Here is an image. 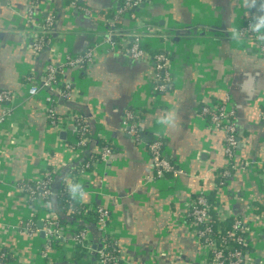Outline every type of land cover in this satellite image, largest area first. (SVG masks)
I'll use <instances>...</instances> for the list:
<instances>
[{
	"label": "crops",
	"instance_id": "obj_1",
	"mask_svg": "<svg viewBox=\"0 0 264 264\" xmlns=\"http://www.w3.org/2000/svg\"><path fill=\"white\" fill-rule=\"evenodd\" d=\"M120 6L121 0H38L36 22L28 24L27 0H0V91L15 93L13 100L0 103V264H68L77 247L65 241L51 251L50 259L38 257L46 244L41 234L46 199H30L17 185L27 181L36 186L48 170L57 168L54 191L76 183L78 187L73 171L91 159L88 151L72 152L76 125L69 123L64 130L52 125L45 94L29 95L28 76L39 84L51 57L61 65L68 53L82 54L100 45L85 71L68 68L60 74L72 92L57 103L56 114L62 120L84 118L91 130L89 145L109 142L113 148L107 161L91 166L77 198L110 210L109 231L116 237L121 264L202 263V250L189 235L185 206L201 190H213L224 158L223 133L210 130L199 114L206 94L232 93L238 137L248 142L246 147L239 144L238 151L264 154V121L259 116L264 106V55H255L228 34L246 15L264 20L257 0H149L134 17H127L124 30L140 35L150 55L164 51L172 60L175 86L160 95L151 91L153 59L125 56L103 42L105 20ZM85 7L92 14L85 13ZM49 12L58 20L47 38L49 46L33 56L28 48L32 32ZM131 107L144 110L143 140L151 134L162 136L166 156L179 174L154 175L151 153L122 129ZM260 183L253 174L239 177L229 190L238 189L242 199L233 202L229 190L222 198L239 217L252 221L243 199L248 194L262 200ZM52 200V210L68 221L70 215L58 209L57 197ZM27 224H32L30 233ZM86 224L95 244L100 237L97 224ZM255 246L264 262V241Z\"/></svg>",
	"mask_w": 264,
	"mask_h": 264
},
{
	"label": "built area",
	"instance_id": "obj_2",
	"mask_svg": "<svg viewBox=\"0 0 264 264\" xmlns=\"http://www.w3.org/2000/svg\"><path fill=\"white\" fill-rule=\"evenodd\" d=\"M149 0H121V6L115 11L111 18H106L104 23L103 42L109 46V50L124 54L125 56L139 59L147 58L154 61V75L152 76V95L170 91L175 86V78L172 73V60L168 53L159 51L153 56L144 48L146 42L140 35L124 30V20L127 17H134L135 10ZM29 3L28 24L33 20L36 22V6L38 0H27ZM264 11V0H257ZM84 12L92 14L89 7H85ZM39 17V16H38ZM55 12H49L41 23H37L30 39L29 52L33 56H38L47 45L48 36L52 32V27L57 22ZM228 34L235 35L242 44L251 50L255 55H264V20L255 15H246L242 19V25L232 27ZM100 45L90 46L82 54L68 53L64 63L57 64L51 57L46 65L45 77L39 84L34 82L33 76H28V92L30 96L39 97L45 94L47 103L46 110L51 124L63 129L69 123H74L77 128V137L74 140L72 152L76 155L89 152L91 159L86 161L81 168H77L76 177L79 180V189L64 186L57 191L51 187L52 179L57 168L48 170L39 180L36 186L22 181L17 183L20 192H26L30 199L38 196L46 199L48 213L46 214V226L44 227L46 244L39 252L41 260L50 259L51 251L65 243L71 241L75 247L81 245L87 249L89 255L79 262L73 261L71 256L67 259L68 264H121L122 258L117 246L116 237L110 232L111 212L103 206H88L78 201L77 195L84 189V178L89 174L92 165L102 161H107L111 157L112 146L109 142L101 145H89L91 142V130L88 121L79 118L77 115L70 116L62 120L56 114V106L62 100L71 97L72 85L65 86L59 78L66 69L74 68L77 72L85 71L90 64L96 60ZM44 93V94H42ZM15 98V93L9 90L0 91V103H8ZM200 107V115L204 118L208 128L223 133L224 135V158L222 169L217 173V182L214 183L213 190H201L192 196L186 206V224L189 228V235L199 244L202 250L201 264H264L256 252V242L264 241V154L262 156L250 154L248 151L240 153L238 145L243 143L246 147L248 142L238 140V118L235 109V100L230 91L226 90L224 97H215L206 94L203 97ZM259 116L264 121V106L259 110ZM144 114L142 107L129 108L126 110L122 129L127 132L141 146L148 148L152 155V165L154 175L165 177L166 173L173 172L179 174V169L166 157L163 150V137L155 135L152 142L143 140L141 137V118ZM253 174L258 176L263 190V199L258 200L246 194L243 200L247 203V208L252 216V221L239 217L233 207L230 209L224 202L222 196L229 190V184L239 177L246 179V176ZM82 182V183H80ZM78 185V184H77ZM215 191L214 199L212 192ZM231 200L238 202L242 199L238 195L239 190L233 188ZM71 193L76 201L83 204L81 210L83 214L91 209L98 214L97 227L100 237L96 242L98 247L93 249L94 243L90 240V230L82 227L80 218L75 219L72 214L76 207L70 204L67 215L71 219L64 221L56 211L52 210L53 198ZM232 221L231 227L226 229L225 223ZM257 224V225H256ZM27 232H32V224L25 227ZM258 262V263H257ZM32 264V263H30Z\"/></svg>",
	"mask_w": 264,
	"mask_h": 264
},
{
	"label": "trees",
	"instance_id": "obj_3",
	"mask_svg": "<svg viewBox=\"0 0 264 264\" xmlns=\"http://www.w3.org/2000/svg\"><path fill=\"white\" fill-rule=\"evenodd\" d=\"M113 16V14H109V17L108 18H111ZM145 48V47H144ZM167 92V91H166ZM169 92V90H168ZM162 93H159V94H156V95H160ZM141 132V131H140ZM152 137V138H151ZM151 137H149V140L148 142H152L154 140V137L155 135H152L151 134ZM164 139H163V150H165L164 148ZM113 149V148H112ZM148 149V148H147ZM149 151V149H148ZM87 153V152H86ZM89 153V152H88ZM87 155V154H86ZM87 156H90L89 154ZM167 157V156H166ZM168 158V157H167ZM89 160V159H86V161ZM82 165H80L78 168H81ZM77 169H75L73 171V174L76 172ZM77 184V183H76ZM76 184H72L71 188L73 189H79V187H77ZM214 194H215V191L212 192L211 196H212V199H214ZM57 200H58V209H60L61 211L63 210L64 213H67V210L68 208L70 207V204L71 203H74L75 207H76V210L75 212L72 214V216L75 218V219H78L80 218L82 221L84 222H87L89 224H96L97 223V220H98V214L95 210L91 209L90 211H87L86 214H83L82 213V209H83V204L79 203L78 201H76V198L71 194V193H67L63 196H58L57 197ZM70 219H71V216H70ZM67 221V220H66ZM231 224H232V221L230 220L229 222L225 223V228L228 229L231 227ZM88 224H84L82 223L81 226L83 227H87ZM90 252H88L87 249L83 248L81 245H78L76 247V250L74 252V255L72 257L73 261L75 262H79L81 260H83V258H86L88 255H89ZM8 261L9 260H12L10 257L7 258Z\"/></svg>",
	"mask_w": 264,
	"mask_h": 264
},
{
	"label": "water",
	"instance_id": "obj_4",
	"mask_svg": "<svg viewBox=\"0 0 264 264\" xmlns=\"http://www.w3.org/2000/svg\"><path fill=\"white\" fill-rule=\"evenodd\" d=\"M45 16H47V14H45ZM141 127H142V124H141ZM62 133H63L62 135H65V134H66V132H62ZM238 140H239V142H240V141H241V138L239 137ZM240 144H241V142H240ZM38 226H39L40 228L43 229V224H42L41 221H39ZM41 234H42V235H45L44 230L41 231ZM97 247H98V244L95 243V244L93 245V249H96Z\"/></svg>",
	"mask_w": 264,
	"mask_h": 264
}]
</instances>
